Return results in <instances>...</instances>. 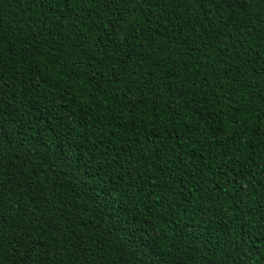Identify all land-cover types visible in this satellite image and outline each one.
Returning <instances> with one entry per match:
<instances>
[{
  "label": "trees",
  "instance_id": "16d2710c",
  "mask_svg": "<svg viewBox=\"0 0 264 264\" xmlns=\"http://www.w3.org/2000/svg\"><path fill=\"white\" fill-rule=\"evenodd\" d=\"M0 264H264V0H0Z\"/></svg>",
  "mask_w": 264,
  "mask_h": 264
}]
</instances>
